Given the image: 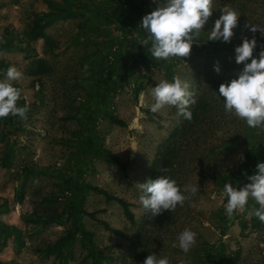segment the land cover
<instances>
[{
  "label": "rangeland",
  "instance_id": "374dc122",
  "mask_svg": "<svg viewBox=\"0 0 264 264\" xmlns=\"http://www.w3.org/2000/svg\"><path fill=\"white\" fill-rule=\"evenodd\" d=\"M142 1L133 24H111L117 8L130 16L126 0H0V36L24 48L0 52V81L9 67L21 71L24 79L14 85L21 89L18 106L29 108L27 120L0 119V205L5 200L7 209L0 222L15 227L17 233H8L19 239L15 244L1 236L0 264H143L150 254L170 264H207L202 250L210 245L224 251L222 264H264V223L243 234L234 219L223 226L218 210L224 186L214 180L241 165L248 147L246 123L225 113L219 87L243 71L244 64L235 62L241 37L255 38L253 58L264 50V33L245 27L264 28V0H213L212 16L190 57L167 61L154 60L150 45L140 44L147 38L142 18L163 0ZM225 6L240 15L234 37L230 43L208 41ZM34 21L47 23L49 45L28 36ZM175 76L194 94L191 121L172 107L150 111L152 88ZM89 111L94 115L86 124ZM104 114L125 127L110 124ZM173 131L174 151L166 156L160 147ZM88 139L126 161V168L90 158L83 152ZM161 174L182 191L189 184L199 190L184 193L189 198L183 206L153 218L140 204L137 185ZM90 188L125 201L133 221ZM77 206L94 217L76 213ZM186 228L197 242L184 253L178 237ZM70 232L64 250L55 249Z\"/></svg>",
  "mask_w": 264,
  "mask_h": 264
},
{
  "label": "clouds",
  "instance_id": "9594fccd",
  "mask_svg": "<svg viewBox=\"0 0 264 264\" xmlns=\"http://www.w3.org/2000/svg\"><path fill=\"white\" fill-rule=\"evenodd\" d=\"M212 6L213 0H163L155 10L142 18L139 26L145 30L147 38L142 39L140 44L144 47L150 45L148 51L156 61L190 57L194 41L204 33L203 29L212 16ZM221 13L212 30L207 33L208 41L230 43L240 15L227 6ZM245 27L253 34L257 31L264 33V28L257 25L248 23ZM241 39L242 44L235 48V62L238 65L244 64L243 71L238 79L220 85L219 96L223 97L226 114L244 121L250 128L264 129V50L259 53V59L253 58L257 47L255 38ZM215 71L219 73L220 68L215 67ZM23 79L24 74L13 66L7 69L6 79L0 81V119L12 116L22 121L27 120L29 108L18 106L21 89L14 86ZM190 87L179 76L173 77L172 82L160 81L151 90L154 103L150 105V111L155 114L165 107H172L177 109V115L191 121L192 113L189 108L196 101ZM161 172L166 173L168 169L164 168ZM247 179L250 182L243 187L224 185L222 194L227 199L224 205L227 218L231 220L237 212L247 210L249 216H255L264 223V163H258L256 174ZM137 186L141 191L140 204L153 218L165 211L173 212L177 206H183L189 198L184 193L195 194L199 190L198 186L189 184L182 191L174 179L162 174ZM249 200L259 207L248 210ZM196 237L194 231L186 228L179 234V248L184 253L189 252L197 242ZM143 264H170V261L167 257L159 258L150 254Z\"/></svg>",
  "mask_w": 264,
  "mask_h": 264
},
{
  "label": "trees",
  "instance_id": "16d2710c",
  "mask_svg": "<svg viewBox=\"0 0 264 264\" xmlns=\"http://www.w3.org/2000/svg\"><path fill=\"white\" fill-rule=\"evenodd\" d=\"M127 3L129 4V12L130 16L126 17V12L124 10H121L120 8L116 9V12L113 14L112 20L108 19L111 24L114 22V20H128V23H132L133 21L136 20L142 12V7L144 1L142 0H126ZM47 23L43 22L40 23V21H34L29 29L28 36L30 37L31 40H37V39H42L47 45H49L50 40L46 37L44 33V28L46 27ZM6 35L0 36V52L3 50L7 51H21L24 52L23 46H21L19 41H14L10 43H5L6 40ZM50 50H53L51 48ZM110 75V74H109ZM99 110V109H98ZM86 115V112H85ZM94 115V111H92L89 114H87V120L86 124L88 123L90 117ZM103 117H106L108 122L110 124L116 125L118 127H125L124 121L120 120L119 118H116L115 116H108L106 114L103 115ZM248 134L246 137L247 140V149L243 154V161L241 165H239L235 169H228V170H223L220 171L218 175L215 176V182L217 184H220L224 186L225 184H232L233 187H243L245 184L249 183L247 177L256 174V166L258 163H264V129H253L250 128L246 125ZM174 131L169 135V137L166 139L165 143L160 147L162 148V152L165 153V155L171 154L172 151H174V145L171 142V138L174 136ZM261 138V139H260ZM83 152L87 155L90 156V158H101L103 159L106 163H110L117 168H119L121 171H123L126 166L127 162L126 161H121L117 157L111 155L107 151H101L97 147H95L91 141V139L86 140V144L84 146ZM92 191H95L99 194H101L104 197V200L106 202L108 201H114L116 202L122 209L123 216L128 220L129 222L133 221V214L129 210V205L116 197H112L108 195L105 191L98 190L96 188H90ZM6 201L3 200L2 205H0V213H5L7 211ZM227 203V199L225 197L220 209L218 210V216L220 217V221L223 223V226L229 222L224 205ZM258 208L259 205L256 204L254 201L249 200L247 209L250 210L251 208ZM75 212L79 214H83L87 217L93 218L94 213H85L84 211H81L80 208L77 206L75 207ZM247 214V210L244 212ZM248 215V214H247ZM249 216V215H248ZM233 219L235 221H238L241 233H245L248 231H257L261 228V222L260 220L255 217V216H249V219L245 221L242 217H239V215L236 213L234 214ZM232 219V220H233ZM106 227V225H104ZM15 231L17 233V230L15 227H9L7 225H4L2 222H0V238L2 235H8V231ZM223 232V229L221 230V233ZM84 232H82V235ZM12 236H14L13 233H11ZM11 237V240L16 244L19 239L14 237ZM73 237V232H70L65 238L61 239L57 244L55 249H60V251L64 250V247L66 244L69 242L68 240ZM7 237H2L3 241H5ZM3 244L0 245V250L3 249ZM58 253V252H57ZM202 257L207 261V264H222L225 260L224 257V251L221 249H218L214 245L207 246L205 249L202 250Z\"/></svg>",
  "mask_w": 264,
  "mask_h": 264
}]
</instances>
